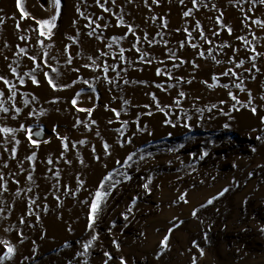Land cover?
Wrapping results in <instances>:
<instances>
[{
	"label": "rangeland",
	"instance_id": "374dc122",
	"mask_svg": "<svg viewBox=\"0 0 264 264\" xmlns=\"http://www.w3.org/2000/svg\"><path fill=\"white\" fill-rule=\"evenodd\" d=\"M41 2L42 0H22L24 10L32 17L45 19L51 13L41 8ZM235 2L236 0H232V3ZM148 3L151 11L144 6V0H133L131 4L127 0H117V7H112L111 3L108 5L112 7L113 13L123 15L125 22L137 30V35L147 32L157 42L151 49L147 48L146 43L140 44L141 48L149 51L147 59L153 61L151 64L140 63L138 54L133 51L125 53L128 59H135L133 64H121L111 54L106 57L108 64L116 65L119 73L117 77V72L109 71L104 74L99 68L92 72L91 68L81 67L85 63H91L86 58L94 56L98 47L109 51L103 48L107 40L97 41L86 35L90 27H85L88 20L84 16L95 19L97 15H103L113 25L114 16L101 13L95 7L94 0H62L58 27L54 29L51 41L53 48L50 55L56 59H49L48 62L61 73L57 83L72 86L54 92L40 74L39 87L31 85L25 78L26 83L20 89L37 98L32 102L30 96L24 97L30 101L25 112L30 109L35 112L26 121L22 115L20 121L31 126L34 131L42 132V137L34 136L38 144L30 147L24 135L17 134V138L21 140L17 160L24 161L25 169H35L32 173L34 182L25 179L27 171L18 169L15 160L9 161V167L12 172H19L18 176L9 178L8 170L0 169L9 179V192L0 196V199L4 201V205L13 206L11 212L6 207L4 212H0V217H8L7 220L0 219V238L10 239L17 248L13 260L6 261L5 264H104L107 260L104 252L112 257L108 264H120L121 257L126 264H191L193 258L197 264H264V232L260 231L264 228V124H261L264 100L260 99L261 94H264V74H256L255 80L245 79L244 86L253 96L249 107H244L248 101L247 93L239 92L229 83L228 78L220 77L221 83H229L228 90L240 101L234 109L232 105L235 102L228 97V90L220 87L210 89L206 83H200L202 80L210 83L211 75H219L227 65L217 66L210 59L196 57L194 62L199 64V68L193 69L189 63L173 68V63L178 61L167 57L168 50L177 51L178 42L186 35L174 30H191L195 22L182 17V12L191 8V0H185L184 4H180L178 0H159L158 6L151 5V0ZM205 3L208 8L200 7L199 11H194V16L214 43L204 45L199 41L200 51H205L208 47L215 49L222 41H229L233 47H241L240 42L235 40L237 35L251 40L240 23L243 18L241 12L232 7L229 0H205ZM212 5L219 11L212 9ZM77 6L83 16L76 12ZM241 6L247 7L246 0ZM261 11L264 10H258L255 15L260 16ZM221 13L222 23L233 29L231 37L214 23ZM151 16H155L156 20L149 19ZM0 17H4V23L0 24V74L10 76L7 65L16 59L14 53L17 46L25 47L29 54L39 52L42 56L43 52L36 45V36L31 31L35 27L34 21L27 18L20 20L16 0H0ZM161 17L168 22L166 27L161 26ZM17 21L22 29L29 30L18 32ZM209 29L219 31L221 35L213 37ZM103 31L105 37H111L122 34L126 29L111 27ZM255 33L258 36L264 35L258 29ZM21 34L29 36L27 43L18 38ZM67 36H73L78 43L73 45L66 39ZM132 40L129 34L128 39L121 42V46L130 48ZM191 42H197V39L187 43ZM262 44L264 42L254 46L259 51H264ZM66 45L69 47L67 55L73 57L71 65L65 63L63 48ZM111 51L119 52V48L113 46ZM77 53L81 55L78 57ZM178 55L183 59L193 60L195 52L186 47L178 51ZM245 55L241 51L239 58H244ZM4 57L8 59L5 60ZM19 59L21 67L18 71L22 74L28 70L31 62L26 57ZM161 60L164 63L158 64ZM257 64L261 73H264V58L258 59ZM157 66L173 76H180L181 81L177 83L174 79L169 80L167 74L156 76ZM245 67H249L247 62ZM72 68H79V71L73 72ZM50 75L55 78L54 73L50 72ZM104 75L114 79L115 84L104 81ZM243 75L248 77L249 74ZM97 76L100 77L99 80L96 79ZM77 78L87 80L96 91L93 92L88 84H73V80ZM12 82L19 87L14 78ZM156 83L161 88H156ZM169 85L172 87L169 88ZM81 90L77 106L93 108L91 116L86 112H77L71 104V100ZM179 91H183L185 97L179 98L180 105L177 107L173 101L178 98ZM152 96L156 97L155 101ZM221 101L225 103L221 104ZM157 104L160 105L159 109ZM212 105L216 107L213 108ZM20 106L23 107L22 104ZM250 107L257 109L256 114L249 110ZM196 109L201 111L197 112ZM41 110L43 115H39ZM116 112H119V117L115 115ZM177 116L181 117L178 122ZM187 116L191 117L187 121L190 130L180 126ZM77 119L89 123V128L85 129L82 124L74 127ZM93 120L95 124L90 123ZM109 120L112 123H108ZM165 120H170L177 126L172 127ZM125 122L126 126L122 127ZM225 124L229 127L225 128ZM3 126L18 127V123L0 119V127ZM58 136L67 137V151L62 147ZM257 136L262 139L257 140ZM79 140H85L86 143L80 145L77 143ZM2 142L3 137H0V143ZM105 143L109 146L108 154L104 152ZM73 144L76 145L75 148L72 147ZM252 148L256 151L252 152ZM33 151L36 159L29 165L24 158ZM204 151L208 155L201 160L199 157ZM129 155H132V160L128 166H124L123 161ZM94 156L98 159H94ZM4 158L7 159V153ZM65 159L71 163H64ZM49 160L52 162L48 163ZM117 160L121 163L117 164ZM109 171L113 173L112 180L119 183L102 202L94 227L89 230L87 216L90 193H94L99 180ZM125 176L129 178L125 179ZM12 178L18 179L19 184L12 185ZM78 179L82 182V187L77 185ZM146 183L147 191L143 187ZM65 186L71 191L66 192ZM17 187L24 190L20 198L13 197ZM29 187L31 192L26 191ZM224 188L229 189L224 196L206 208H199L201 203ZM182 193L187 194V204L177 200ZM30 199L36 201L32 206L31 216L27 215ZM128 207L132 208L130 213L127 212ZM194 209H199L196 218L191 215ZM37 215L39 222L36 221ZM21 216L26 220L24 225L19 224ZM174 223H179L180 226L170 234L168 249L157 257V252L160 251L159 241ZM8 225H12L13 230L5 233L3 228ZM17 230L23 232V244L17 242ZM93 234L97 239L89 253L77 256V252L83 251V243ZM113 240L119 245V250L113 245ZM193 242L203 250V257L193 247ZM33 247L36 248L35 253L31 251ZM25 257L28 259H24Z\"/></svg>",
	"mask_w": 264,
	"mask_h": 264
},
{
	"label": "snow or ice",
	"instance_id": "6c2138e0",
	"mask_svg": "<svg viewBox=\"0 0 264 264\" xmlns=\"http://www.w3.org/2000/svg\"><path fill=\"white\" fill-rule=\"evenodd\" d=\"M171 2V0H169ZM180 4H184L185 0H178ZM109 3H111L112 7H117V0H94V5L96 8L100 10L103 14H108L110 16H114L115 18V24H110L107 22L105 17L103 15H97L95 19H89V17L84 16L85 19L88 20V24L85 25L86 28L90 27V31L86 33V35L90 38H93L97 41H105L107 40V43L103 44V48L109 49V51H104L102 48L98 47L96 50V54L94 56H88L86 59L90 61L91 63H85L81 65L83 68H91L92 72H96L99 68L100 71L104 74H107L109 71L117 72L116 65L108 64L105 61V58L108 57L110 54L112 55L113 59L118 60L121 64L128 63L133 64L135 63V59H128L125 55L128 51H133L136 54H138L139 62L140 63H148L151 64L153 61L151 59H147L150 55L149 51H147L144 48L140 47L141 43H146L147 48L151 49L154 45V43H157L154 38L149 37L147 32H144L143 35H137V30L132 26L125 22L124 17L121 13H113L112 7H109ZM127 3L131 4L133 3V0H127ZM229 3L232 4V7L237 8L238 11L242 14V19L240 21L241 25L244 29L247 30L248 36H251V40H249L246 36L243 35H237L235 36V40L240 42L241 47H233L232 44L229 41H222L221 43L216 45V48L208 47L206 48L207 56H205V51H200L201 44L199 41H202L204 45H212L214 43L213 40L209 39V37L205 34V31L203 30L202 24L199 20L195 19L194 11H199L200 7L208 8V4L205 3V0H191V8H188L187 10L182 12L183 18H190L191 20L195 21L194 24L191 27V30L189 28H180L175 29L174 31L185 33L184 39L178 42V49L177 51H172L171 49L167 52V57L170 60L178 61V63H173V68H179L183 66L185 63L191 64L193 69L199 68V64L195 63L194 60L196 57L200 59H210L213 61L214 65L217 66H223L227 65V67L223 68V71L217 74H212L210 79L211 82L208 83L206 81H200V83H206L207 87L210 89L220 87L224 90L229 89V83L233 84L234 88L237 89L239 92H246L248 95V101L247 104L244 105V107H249L252 104L253 96L251 91H249L245 86V79H256V74H264L261 73V68L257 64V60L260 58H264V51H259L254 45L255 44H261L264 42V35H256L255 30L258 29L261 33H264V11H261L260 16H256L255 13L258 10H264V0H246L247 7H243L245 3V0H236L235 3H232V0H229ZM151 5H159V0H151ZM144 6L146 8H149L151 11V7L148 3V0H144ZM16 7L20 9V20H24L25 18L31 19L34 21L35 27L31 28L32 33L36 36V45H39L40 49L43 52V55L41 56L39 52L35 54H29L28 50L25 47H19L17 46V50L14 53V56H16V59L13 60L11 64L7 65L9 75L6 74H0V119H10L12 121H16L18 123V127H10V126H3L0 127V137H3V142L0 143V169H7L9 178L16 177L19 175V172H12V170L9 167V161H17L16 167L20 169L21 171H27V175L25 179L29 182H34V178L32 173L35 171L34 168L25 169L24 168V161L17 160V152H18V146L21 144V140L17 138V134L21 133L24 135L25 140L27 141L28 145L30 147H35L38 144V141L34 139L35 137H39L41 135L40 131H34L31 126H27L25 122L20 121V117L23 115L24 120L31 118L34 115L35 110L30 109L27 112H25V109L29 108V99H25V96H30L31 101L35 102L36 97L31 95V93H25L21 92L20 89L24 87L26 80L31 82V85L39 87L40 80L38 79V75L42 74L43 80L47 83L48 87L52 91H62L64 89L70 88L71 84H64L60 85L57 83L58 78L60 77L61 73L59 72L57 67H53L48 61L49 59H56V57H53L50 55L51 49L53 48V44L51 43L52 37L54 35V29L58 27V18L61 15L62 12V0H42L41 2V8L45 11H49L51 15L48 18L45 19H37L35 17H32L29 12L24 10L22 0H16ZM212 9H215L216 11H219V9H216L215 5H212ZM209 9V10H212ZM76 12L83 16V13L80 12L79 6L76 7ZM248 13H251L252 15L249 16ZM149 19L155 21L156 17L151 16ZM211 19V17H209ZM223 20V14L221 13L220 16H218L215 19V25L219 26L220 28L224 29L228 36H233V29L222 23ZM99 21H102V23H99ZM250 21V23H249ZM4 23V17H0V24ZM167 21L161 17V26L166 27ZM76 21H73V26H75ZM91 25H95V27H91ZM111 27L116 28H123L126 29L122 34L120 35H113L111 37H105L103 29H108ZM16 29L18 32H25L29 29H22L20 22L17 21L16 23ZM143 32V30H140ZM213 37H219L221 33L219 31H216L214 29H209ZM129 34L133 38L132 42L130 43V48H124L121 46V42L128 39ZM157 35H160L159 32L156 33ZM79 35V33L77 34ZM20 40L24 41L25 43L28 42L29 36L27 35H19L18 37ZM194 38L197 39V42H191L187 43L189 41H193ZM67 40L71 41L73 45H76L78 43V40L74 38L73 36H67ZM47 41L48 43H45ZM113 46H116L119 48V52H112ZM264 46V44H262ZM5 47H8L7 44H5ZM186 47H190L195 52V57L193 60H186L181 58L178 55V51H181L185 49ZM243 51L246 53L244 58H239L240 53ZM69 52V47L66 45L63 48V54L65 55V63L67 65H71L73 62V57L71 55H67ZM215 53V54H214ZM78 57L81 55V53L76 54ZM20 57H26L28 61L31 62V66L28 68L27 71H23L21 74L18 69H20ZM5 60H7V57H4ZM99 62V63H98ZM246 62L249 64V67H245ZM158 64H163L164 62L158 61ZM15 65V66H14ZM50 69V71H49ZM235 69V70H234ZM240 70V71H237ZM73 72H78L79 68H72ZM51 73L55 74V78L50 75ZM244 73H248V77H244ZM167 74L169 80H175L177 83L181 81L180 76H173L170 72L162 71L161 67L157 66L155 68V75L156 76H163ZM117 77H119V73L117 72ZM220 77L228 78L229 83H221ZM13 78L18 81L17 86L16 83H13ZM96 79H100L99 76L96 77ZM103 80L108 82L109 84H115L114 79H109L107 75L103 76ZM73 84L75 83H84L88 84V87L92 89L93 92L96 91V89L93 87L92 84H89L87 80H79L78 78L76 80H73ZM125 83L127 81L125 80ZM143 83V81H141ZM188 83H191V81H188ZM156 88H161V85L159 83H156ZM169 88L172 87V85L168 86ZM262 87H264V84H262ZM164 90V89H161ZM81 92H77L76 96L71 100V104L73 108L77 112H86L88 116H91L93 112V108H83L78 107L77 98L81 96ZM228 97L234 101L235 103L232 105V107L235 109V105L239 104L240 101L237 98V96L233 95V92L228 90L227 91ZM176 99H174L173 103L178 107L180 105V99L185 97V93L183 91H179L177 93ZM152 99L155 101L156 97L152 96ZM261 100H264V94H261L260 96ZM55 101H53L54 103ZM221 104L225 103L224 101L220 102ZM23 105L21 107L20 105ZM107 108V106H105ZM213 108L216 107V105H212ZM157 108H160V105L157 104ZM239 110V109H236ZM249 110L256 114L257 109L255 107H250ZM114 111V110H113ZM197 112H200V109H196ZM224 114V113H221ZM39 115H43V110L39 113ZM115 115L119 117V112H116ZM151 115V113H149ZM181 119V117L177 116L176 120L177 122ZM191 117L187 116L185 119V122L181 124V127H184L186 129L190 130V126L188 124V120H190ZM90 123L95 124V121H90ZM108 123H112L111 120L108 121ZM135 123V122H133ZM166 124H169L172 127H176L177 125L172 123L170 120H165ZM83 125L85 129L89 128V123H85L84 121L77 119L74 127ZM261 124H264V117H261ZM126 126L125 124H122V127ZM225 128L229 127L227 124L224 125ZM117 131H120V129H117ZM139 131V129H137ZM255 131V129H253ZM151 134V133H149ZM97 136H99V132H97ZM62 147L65 151L68 150V145L65 143L67 140V137H57ZM257 140H261L262 137L257 136ZM44 143H48V141H43ZM77 143L80 145H84L86 143L85 140H79ZM10 145V147L8 146ZM73 148L76 147L75 144L72 145ZM123 147V145H121ZM180 147H183V145H180ZM105 154H108V148L109 146L105 143L103 145ZM94 151V150H93ZM252 152H255L256 149L252 148ZM7 153V159L4 158V154ZM208 155L207 151H204L200 154V159L203 160L204 157ZM79 159V156L77 157ZM94 159H98V157L94 156ZM29 165L32 164V162L36 159V153L33 151L30 155H26L24 158ZM143 159V157H141ZM132 160V155H129L124 161V166H128L129 161ZM52 161L49 160L48 163H51ZM64 163H71L68 160H64ZM81 163L83 164V161L81 160ZM117 164H120L121 161L117 160ZM233 167H236L235 164L232 165ZM57 179H59V174H56ZM113 173L109 171L106 175H104L98 183V186L96 187L94 193H90L91 201L89 205V212L87 216V228L89 230L93 229L95 224V219L99 215L101 204L103 201L106 200L108 197L110 190L116 186L119 181H113L112 180ZM129 177L125 176V179H128ZM12 185H18L19 180L12 178L10 180ZM148 182H151V177L148 178ZM77 185L82 187V182L78 179ZM145 191L148 190V183L143 185ZM31 187L27 188V192H31ZM66 192H70L71 190L65 186ZM24 191L23 189H20L17 187L16 191L13 193L14 198H20L21 192ZM229 191L228 188L222 189L217 195L211 196L207 199L205 203H201L199 208H206L209 205H212L214 201L219 199L220 197L224 196L225 193ZM9 192V179L6 178L3 171H0V196H3L4 193ZM74 195V193H73ZM187 194L182 193L179 194L177 197V200L180 202H183L185 204L188 203L187 200ZM29 208L27 211V215L31 216L33 215L32 212V206L36 204L35 200L30 199L28 201ZM81 203H88V201H81ZM132 203H135V197L132 200ZM5 207L7 208L8 212H11L13 210L12 205H4V201L0 199V212L5 211ZM46 210V208H45ZM132 208L128 207L127 212H131ZM199 209H194L191 213L193 218L197 217ZM0 219L7 220V216L0 217ZM125 219H127V216H125ZM175 220V218H173ZM36 221L39 222V216H36ZM26 223V220L23 216L19 218V224L24 225ZM171 223V222H170ZM182 223V221L180 222ZM30 227L32 225H29ZM180 226L179 223H174L171 227L168 228L167 233L163 236V238L159 241L158 248L160 251L157 252V257L160 256L161 252L165 251L169 247V240H170V234L175 230V228H178ZM13 230L12 225H8L3 228V231L5 233H9ZM260 231L264 232V228H261ZM16 236L18 237V243L23 244L25 237L23 235L22 230L16 231ZM43 238V237H41ZM97 239V236L95 234L91 235V238L83 243V251L77 252V256L86 255L89 253L93 242ZM113 245L116 246L117 250H119V245L115 240H113ZM68 245L66 244L65 247ZM193 247L197 248V251L199 252L200 256L203 257L204 252L202 249L198 248V246L193 242ZM33 253L36 252V248L33 247L31 249ZM17 248L16 245L13 244L10 239L8 238H0V264H5L6 261L10 262L13 260V257L16 255ZM104 256L107 257V260H105L104 264H108V260H111L112 257L108 252H104ZM24 259H28V257H25ZM71 264V262H69ZM120 264H126V261L123 257L120 258ZM191 264H197V261L195 258L192 259Z\"/></svg>",
	"mask_w": 264,
	"mask_h": 264
},
{
	"label": "water",
	"instance_id": "95a60500",
	"mask_svg": "<svg viewBox=\"0 0 264 264\" xmlns=\"http://www.w3.org/2000/svg\"><path fill=\"white\" fill-rule=\"evenodd\" d=\"M40 137H42V132H41V135L38 138H40Z\"/></svg>",
	"mask_w": 264,
	"mask_h": 264
}]
</instances>
